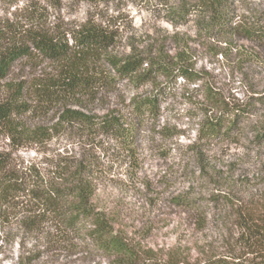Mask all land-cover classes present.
Segmentation results:
<instances>
[{"label": "rangeland", "instance_id": "rangeland-1", "mask_svg": "<svg viewBox=\"0 0 264 264\" xmlns=\"http://www.w3.org/2000/svg\"><path fill=\"white\" fill-rule=\"evenodd\" d=\"M193 1L0 0L3 43L26 28H67L92 21L116 33L111 53L123 56L135 49L159 51L168 58L177 55L195 75L169 83L159 117L140 123L126 141L102 125V117L111 110L126 113L130 97L148 91V84L136 88L122 81L102 89L93 102L58 100L53 110L28 120L30 130L39 127L44 134L20 141L1 135L0 151L9 152L17 167L34 165L43 174L62 159H95L96 203L116 214L114 227L133 242L160 257L177 254L195 261L238 255L239 263L250 264L256 256L246 254L237 241L234 212L239 204L258 208L264 201V139L257 141L254 131L264 129V41L207 34L198 16L179 14L180 6ZM229 1L232 25L264 27V0ZM53 68L37 56L23 59L0 80V95L20 80ZM238 104L249 107L250 114L240 118L231 133L198 139L205 113ZM63 108L81 111L90 120L60 122ZM128 142L134 147L128 148ZM176 196H181L180 203ZM197 211L204 219L200 227L192 216ZM8 224L0 239L12 242L0 241L1 264H16L17 257L30 258L22 264H110L89 249L81 235H72L69 246L46 251L34 235L20 230L16 218ZM32 254L39 259L32 260Z\"/></svg>", "mask_w": 264, "mask_h": 264}, {"label": "trees", "instance_id": "trees-1", "mask_svg": "<svg viewBox=\"0 0 264 264\" xmlns=\"http://www.w3.org/2000/svg\"><path fill=\"white\" fill-rule=\"evenodd\" d=\"M229 3V0H194L178 10L181 17L198 16L199 27L207 34H238L264 41V27L256 23L231 24ZM2 34L0 80L7 78L23 59L33 56L54 65L50 73L24 78L6 95H0V136L17 141L44 134L39 127L30 130L28 120L35 114L44 115L53 110L58 100L93 102L102 89L122 81L136 88L148 84L151 87L148 91L130 97L126 113L121 115L111 110L102 117V125L126 141L135 135L140 123L159 117L169 83L179 76L187 79L195 76L177 55L168 58L159 51L153 54L135 49L123 56L111 53L116 33L92 21L67 28H26L6 43L1 41ZM161 79L166 82L161 83ZM220 109L211 115L205 113L198 127V139L223 138L236 128L240 118L250 114L249 107L243 104L220 106ZM59 116L60 122L90 120L83 112L67 108ZM254 131L258 132L257 141L264 139V129L260 128L259 132L255 127ZM128 143V148L134 147L133 142ZM130 157L134 160L133 149ZM97 163L90 157L75 161L62 159L48 174H43L34 165L17 167L9 159V152L0 151V231L9 225L10 219L16 218L20 230L34 235L46 251L60 249L61 244L69 246L72 235H81L89 249L110 264H241L236 260L238 255H213L195 261L177 254L160 257L152 249L133 242L114 227L116 214L96 203L97 185L93 175L97 171L92 166ZM200 166L201 173L205 172V167ZM175 199L179 202L181 196ZM192 216L196 226L204 223L198 211ZM234 216L240 230L237 241L246 248V254L258 258L250 264H264V201L258 208L239 204ZM0 241L1 245L12 242L6 237ZM35 257L31 255L32 260L39 259ZM22 259L30 258L22 257L18 261L17 257L16 264H22Z\"/></svg>", "mask_w": 264, "mask_h": 264}]
</instances>
